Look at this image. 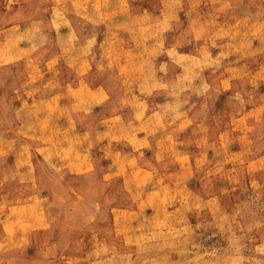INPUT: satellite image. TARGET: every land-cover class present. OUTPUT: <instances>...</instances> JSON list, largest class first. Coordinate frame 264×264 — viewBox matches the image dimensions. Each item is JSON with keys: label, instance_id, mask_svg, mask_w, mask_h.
<instances>
[{"label": "rangeland", "instance_id": "rangeland-1", "mask_svg": "<svg viewBox=\"0 0 264 264\" xmlns=\"http://www.w3.org/2000/svg\"><path fill=\"white\" fill-rule=\"evenodd\" d=\"M0 264H264V0H0Z\"/></svg>", "mask_w": 264, "mask_h": 264}]
</instances>
